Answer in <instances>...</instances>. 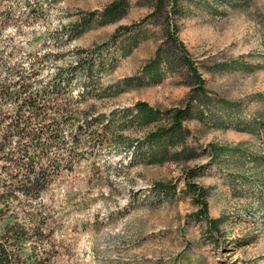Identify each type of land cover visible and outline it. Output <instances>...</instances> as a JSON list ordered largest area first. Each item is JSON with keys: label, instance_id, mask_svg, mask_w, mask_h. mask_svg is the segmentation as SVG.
Wrapping results in <instances>:
<instances>
[{"label": "rangeland", "instance_id": "374dc122", "mask_svg": "<svg viewBox=\"0 0 264 264\" xmlns=\"http://www.w3.org/2000/svg\"><path fill=\"white\" fill-rule=\"evenodd\" d=\"M111 1L45 0L44 17L16 41L28 47L61 42L57 34L62 27L90 12H101ZM181 6L184 14L177 35L192 60L206 68L234 65L203 74L209 93L247 104L246 116L264 111L261 102H250L264 96V0H182ZM148 13L132 0L120 22L92 23L75 39L64 35L61 48L68 52L109 44L117 26H130L132 33L122 38H129V50L121 56L115 46L110 47L107 56L112 63L98 78L99 90L135 78L162 40L157 24L142 23ZM33 36L36 40L30 42ZM71 62L67 56L60 64ZM187 92L179 79L167 75L157 84L134 83L113 97L97 92L82 108L93 105L95 114L105 117L137 101L173 108ZM188 126L202 148L241 145L264 156V140L249 133L195 121ZM90 163L84 161L73 177H65L47 194L45 203L58 214L51 223L50 246L58 252L55 264H264L263 161L248 163L241 170L247 179L234 182L229 167L220 169L203 156L196 183L208 192L207 216L223 218L213 235L183 192L179 165H144L134 161L131 152L108 145H98ZM157 183H172L173 190L160 197L153 189Z\"/></svg>", "mask_w": 264, "mask_h": 264}, {"label": "trees", "instance_id": "16d2710c", "mask_svg": "<svg viewBox=\"0 0 264 264\" xmlns=\"http://www.w3.org/2000/svg\"><path fill=\"white\" fill-rule=\"evenodd\" d=\"M131 1L112 0L101 12H90L62 27L57 34L61 42L28 47L16 37L25 36V30L44 17L41 2L45 0H0V264L56 263L58 252L51 249L50 241L51 223L58 214L45 203L47 194L65 177H73L84 161L91 165L98 145L131 152L134 161L144 165H179L183 192L198 207L196 217L205 221L211 235L219 232L223 218L207 216L208 192L196 183L203 156L220 169L229 167L234 182L247 179L241 170L248 163L264 162V156L241 145L202 148L197 144L188 126L193 121L234 128L264 140V111L246 116L247 104L209 93L203 74L234 65L206 68L192 60L177 35L184 14L182 0H135L149 9L142 23L157 24L162 34L153 56L135 78L99 90L98 78L112 63L107 56L110 47L115 46L121 56L129 50V38H122L132 33L130 26H117L109 44L62 50L64 35L75 39L92 23L120 22ZM35 40L33 36L30 42ZM67 56L72 62L60 64ZM167 75L188 88L177 107L163 109L137 101L107 117L96 115L93 105L82 108L97 92L113 97L134 83L157 84ZM253 101L264 106V96ZM153 189L164 197L173 184L157 183Z\"/></svg>", "mask_w": 264, "mask_h": 264}]
</instances>
